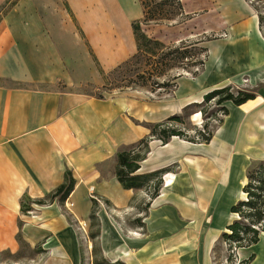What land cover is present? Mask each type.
Returning <instances> with one entry per match:
<instances>
[{"label": "crops", "instance_id": "1", "mask_svg": "<svg viewBox=\"0 0 264 264\" xmlns=\"http://www.w3.org/2000/svg\"><path fill=\"white\" fill-rule=\"evenodd\" d=\"M259 1L264 9V0ZM97 2L62 0V12L70 19L62 23L41 19L47 8L36 7L37 3L25 10L18 2L15 22L14 8L7 13L4 26L17 31L10 34L18 54L11 51V65L0 54V253L17 255L24 244L34 254L45 255L33 264H82V248L62 208L66 205L72 218L89 228L95 196L114 209L137 207L125 226L118 224L117 214L96 215L99 253L107 264H224L214 253L227 227L238 219L230 208L245 198L249 166L264 161V94L255 93L240 105L225 102V119L207 143L171 137L162 144L151 139L134 174L171 169L163 175L159 193L146 201L147 189H124L115 176L117 153L148 136V124L169 115L163 118L162 109L128 94L99 98L71 89L103 80L91 46L106 54L104 69L129 51L136 52L131 23L142 17L139 1V10H132V15L126 8L129 0ZM180 3L183 14L209 21L201 32L223 34L204 45L208 57L196 76L203 96L242 77L264 79V20L260 22L264 14L252 2ZM30 13L31 21L25 17ZM92 13L107 18L93 22V32L86 36L80 20ZM9 67L18 70L13 73ZM6 79L28 86H9ZM59 82L62 89L57 88ZM38 84L49 88L31 87ZM66 170L75 184L64 204L55 200L32 205L31 213L24 214V196L45 197L63 183ZM239 253L241 259L253 255L248 264H264V231ZM91 255L92 264L96 256ZM12 262L21 264V259Z\"/></svg>", "mask_w": 264, "mask_h": 264}, {"label": "rangeland", "instance_id": "2", "mask_svg": "<svg viewBox=\"0 0 264 264\" xmlns=\"http://www.w3.org/2000/svg\"><path fill=\"white\" fill-rule=\"evenodd\" d=\"M21 1L20 7H23L25 10L29 8L30 6L34 5V3H37L35 5L36 7L43 9L44 7L47 8V12L41 13V19L46 21H51L55 23H62V22H68L70 19L67 17L66 13L63 14V8H62V0H0V54L2 55L3 59L7 61L8 64L12 60H14L13 56H11V51L14 54H18L17 46L12 43L13 35L11 36L10 33L17 32L16 30H8L6 29V25L4 26V23L6 21L7 13L12 10L13 8V14H11V22H15L17 19L18 10L17 5L18 2ZM250 1V0H249ZM157 2V1H156ZM254 6H256L261 13L264 14L263 5L259 0H255L252 2ZM96 5H99V3L96 0ZM127 10L132 15V10L135 11V9L139 10V5L137 0H129L127 4ZM18 13V14H17ZM176 9H171V15L173 17L170 21H163L160 23H151V24H142V29L146 31L148 35L151 37H156L159 40H161L167 47L170 49L174 48H181L183 46H188V49H192L191 44H195V46L198 47H204L206 45V41L214 40L216 38H219L222 33L217 34L215 30H207V32H201V26H205L206 24H209V21H200V20H193L195 18L192 15H180L178 14ZM20 17V16H19ZM28 17V20H33V13ZM103 17L107 18L106 14L103 13H92V14H84L82 21L80 20L81 28L83 29L86 36L93 32V29L90 28L94 24L97 23L99 19H102ZM32 18V19H31ZM132 20V18H130ZM119 25V23L117 22ZM24 33L25 31H19ZM27 34H32L33 30L26 31ZM10 38V40H9ZM130 39V37H129ZM130 42V40H129ZM13 45H12V44ZM24 50H27L28 47H24ZM131 48V47H130ZM92 52L96 56L98 62L95 60V63L97 68L100 67L103 68V71L105 74H108L111 70H113L116 66L123 63L124 61L128 60L132 56V50L129 51L124 58L115 61V63H112L110 67H107L104 69L105 65L107 64L106 61V54H102L98 52V49L94 46H91ZM132 49V48H131ZM167 51V50H166ZM191 53L192 50L190 51ZM197 52V51H195ZM23 53H26L25 51ZM195 54V53H194ZM8 55V58H6ZM190 55V54H189ZM196 56V55H195ZM199 57V56H198ZM196 57V58H198ZM205 57V58H204ZM208 52H203V55L199 58L201 59H207ZM192 59V58H191ZM194 59V58H193ZM9 60V62H8ZM190 60V59H189ZM93 63V62H92ZM93 64V65H94ZM11 65V64H10ZM9 65V66H10ZM95 67V65H94ZM168 67H171L168 72H166V75L160 76L155 79L158 83L161 82H167L168 86H164L162 88H156L152 89L153 85L151 86L150 83H146L142 86V79L137 76V74H141L142 71L146 70V66L144 61H138L136 64H131L125 66L122 70H119L117 73L108 74L107 80L104 82L101 80L100 83H85L81 84L77 87L71 88L72 90H77L79 92L94 95V96H120L124 94H128L132 97H137L139 99H145L153 108L162 109V113L164 115L163 118L170 116L173 113H181L183 108L191 103H202L203 102V92L202 90L198 89L197 79L196 76L200 72V67H191L186 66L184 67L183 64L177 62H171V65H168L166 67V70ZM183 68L187 69L184 70ZM18 70L17 67H9L8 71L15 73V71ZM179 75V76H178ZM134 80L135 84H129V87L125 88V85L127 82H132ZM5 84L9 86H28L26 84L18 83L15 81H12L10 79H6ZM139 85V86H138ZM141 85V86H140ZM33 88H49L48 85L42 84V85H32ZM64 85L62 83H57V88L62 89ZM233 92H236L238 89L247 90L250 92H254L256 94H264V79L251 81L248 77H242L236 84L232 85ZM219 105H216L215 100L210 101L208 103L203 102L200 106H192L189 111L188 116L183 117L182 124L178 125L180 129H183L185 132H188L190 135L197 129H203V125L205 123H208V128L210 130H213V132L218 128L220 124L216 123V120L214 118H211L212 114L216 117L221 118L223 121L225 119L226 115H223L219 112ZM231 109L232 106L230 105ZM165 109V110H164ZM161 110H158L159 112ZM167 111V112H165ZM164 112L166 114H164ZM196 113H199V115H196ZM229 113V112H228ZM160 117V115H159ZM162 118V119H163ZM175 125V124H173ZM175 137V136H174ZM261 161H253L250 166H256ZM249 166V167H250ZM90 197L94 196L95 193L93 191H90L89 193ZM140 201H142V198H139ZM146 201L149 200V196L144 197ZM98 202V208L96 211L97 214L101 215H118L120 216V220L118 224H121L122 226L127 225L128 220L132 222V215H130L133 212H137L135 208L136 206H133L132 209H114L113 206H109L106 204H103V202L100 199H97ZM102 202V203H101ZM100 203V205H99ZM138 204V203H137ZM62 211L65 212L66 215L70 218V222L76 232L78 242L82 248L83 254H84V260L82 264H91L92 261V255L93 248L95 249L99 248L98 246V240L97 238H94L92 240L90 238V233H96L97 226L96 222L92 223L90 222V227L85 226L82 222L75 221L72 216L70 215L67 206L65 205L62 208ZM140 215H143L144 213L138 212ZM137 213V214H138ZM126 214V215H125ZM126 217V218H125ZM128 217V218H127ZM142 217V216H141ZM127 219V220H126ZM116 220V219H115ZM117 222V221H116ZM115 226H117V223H113ZM125 228H123L124 230ZM126 231L122 233L121 235L124 237ZM128 236V233L126 234ZM44 241V240H43ZM234 253L233 257V263L238 264L239 261L243 260L241 259V255L239 253V249L232 250L228 248V245L224 242L222 239L215 247V253L214 257L218 260L223 262L224 264H227L226 257L230 254ZM93 255H96V258L93 259V263L95 264L97 261L102 262V256H100V253H93ZM45 255L43 253L40 254H34L31 249L28 248V246L24 245L22 246V249L17 255L10 256L7 253H0V264H13V260L15 258L21 259V264H33L39 262L40 259H42Z\"/></svg>", "mask_w": 264, "mask_h": 264}, {"label": "trees", "instance_id": "3", "mask_svg": "<svg viewBox=\"0 0 264 264\" xmlns=\"http://www.w3.org/2000/svg\"><path fill=\"white\" fill-rule=\"evenodd\" d=\"M138 1L142 8V17L131 23L132 32L136 42V52L128 60L116 66L109 73L113 74L118 71L119 74V70H122L125 66L136 64L138 61H144L146 70L142 71L141 74H137V76L143 80L142 86L148 82L151 86L153 85L152 89H155V87L162 88L164 86H168L167 82L163 81L158 83L155 79L153 80V78L166 75V72H168L171 68L168 67L166 70V67L171 65V62H179L183 64L184 67L190 65L191 67H200L199 69H201L205 59H201L199 57L203 55V52L207 53V48H197L195 44H191L194 45L192 46V49H188V46H183L181 50L180 48L170 49L161 40L156 37L149 36L145 30L142 29V24L147 25L172 20L173 17L171 15V9H176L178 14L183 15L180 0ZM258 11L260 10L258 9ZM263 20V15H260V22H263ZM191 50L195 54L191 53ZM183 69L187 71V69ZM100 72L102 74L103 81L105 82L109 73L105 74L101 71V69ZM135 83L136 82L134 80H132V82H127L125 88L129 87V84ZM232 89V86L215 89L204 95L203 102L208 103L215 100L216 105H219V112L226 115L227 109L223 106L225 102L231 101L235 105H240L249 99L255 98L254 92L242 89H238L236 92H233ZM96 97L101 98L102 96L99 95ZM202 103L188 104L183 108L181 113L170 115L161 122L148 124V128L150 129L148 136L140 139L138 142L128 147L121 149L117 153L115 176L124 189L145 188L148 191L149 200L159 193L163 184L162 177L171 169L166 168L146 174H134L140 167L139 162L146 157V154L149 151L148 143L151 139L160 140L162 144L167 143L168 140L174 136L194 143H207L210 141L213 135V130L208 128V123L203 125V129H196L192 135L185 132L183 129H180L178 126L182 124L183 117L189 115L188 110L192 108V106H200ZM211 118H214L218 124L222 123V119L216 117V114H212ZM246 177L247 182L243 187L245 198L230 208L231 212L236 214L238 219L230 224L227 227V231L222 235V239L232 252L235 249L246 248L255 244L258 241L260 233L264 231V161L259 162L256 166H250L247 170ZM74 184L75 180L73 179L70 171L66 170L63 183L45 197L31 199L28 196H24L21 203L22 212L24 214H28L29 211H32L33 209L32 205H48L53 203L55 200L63 205L73 190ZM103 202L107 203V200H103ZM147 206L148 205L146 203L145 207L147 208ZM97 208L98 201L92 199L90 222H96L97 226L96 233H90V238L92 240L97 238L99 234V220L96 216ZM139 219L140 218H135V220ZM99 252V248H93L94 254H98ZM233 254L234 253H230L226 257L227 264H234ZM252 257L253 255L239 261L238 264H248ZM102 260V262L97 261L95 264H107V261L104 258H102Z\"/></svg>", "mask_w": 264, "mask_h": 264}, {"label": "built area", "instance_id": "4", "mask_svg": "<svg viewBox=\"0 0 264 264\" xmlns=\"http://www.w3.org/2000/svg\"><path fill=\"white\" fill-rule=\"evenodd\" d=\"M254 1H255V0H250V2H254ZM92 197H93V196H92ZM94 199L97 200L95 196H94ZM97 201H98V200H97ZM29 213H31V211H29Z\"/></svg>", "mask_w": 264, "mask_h": 264}, {"label": "bare ground", "instance_id": "5", "mask_svg": "<svg viewBox=\"0 0 264 264\" xmlns=\"http://www.w3.org/2000/svg\"><path fill=\"white\" fill-rule=\"evenodd\" d=\"M196 115H199V113H196ZM167 183H169V180H167ZM51 242V241H50ZM49 243V242H48ZM50 245H52L51 243H50ZM46 246V245H45ZM48 246V245H47Z\"/></svg>", "mask_w": 264, "mask_h": 264}]
</instances>
